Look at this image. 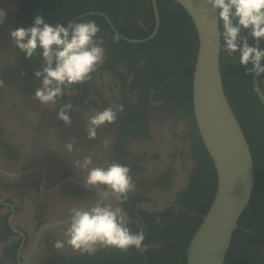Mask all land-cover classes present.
Segmentation results:
<instances>
[{"label":"flooded vegetation","instance_id":"af4514ba","mask_svg":"<svg viewBox=\"0 0 264 264\" xmlns=\"http://www.w3.org/2000/svg\"><path fill=\"white\" fill-rule=\"evenodd\" d=\"M106 1L0 0V79L5 83L0 89V264H171L182 258V251L186 258L193 223L186 215L202 217L206 209L210 180L193 113V79L191 89L189 77L179 86L164 57L162 67L157 64L154 45L117 42L104 17L88 14L107 15ZM108 5L119 24L130 27L136 21L147 29L131 0H109ZM36 15L65 25L94 20L104 41V60L92 79L66 90L74 95L65 94L56 105L33 99L40 86L34 72L42 59L39 54L25 59L10 38L11 30L32 26ZM198 45L184 42L193 70ZM68 101L73 104L70 127L56 115ZM112 104L124 106L116 122L105 123L95 139H87L89 116ZM72 137L76 142L68 153L64 145ZM105 139L110 140L107 147ZM88 155L95 166L119 162L130 167L136 188L119 206L133 232L143 229L147 251L130 248L124 253L109 247L88 255L67 244L54 248L57 239H64L70 208L116 203L102 196L103 189L85 187L86 172L72 161ZM259 205L249 208L253 227H264V206ZM257 254H264V246Z\"/></svg>","mask_w":264,"mask_h":264},{"label":"clouds","instance_id":"9594fccd","mask_svg":"<svg viewBox=\"0 0 264 264\" xmlns=\"http://www.w3.org/2000/svg\"><path fill=\"white\" fill-rule=\"evenodd\" d=\"M203 4L216 13V21L222 26L223 50L227 56L230 59L238 56L239 64L246 68L245 75L254 74L259 78L264 74V47L260 46L264 42V0H203ZM99 32L94 20L65 25L46 23L40 15L35 16L32 26L10 31L13 46L24 53L25 59L37 54L42 59L41 68L34 72L40 86L36 88L33 99L41 105H56L65 94L74 95L66 90L92 79L105 56L104 41L98 36ZM249 39L252 40L251 45ZM4 87L5 83L0 79V89ZM71 110L73 104L68 101L56 112L57 118L68 127L72 124L68 114ZM123 110L122 104H112L94 111L85 127L86 138L95 139L97 129L105 123H115ZM75 142L76 138L72 137L65 143L68 153L73 151ZM109 143L110 140L105 139L103 146L107 147ZM72 162L75 168L86 172V188L103 189L102 196H111L116 203L105 200L88 207L76 205L70 208L64 239H57L54 248L59 250L67 244L74 251L88 255L109 247L124 253L130 248L147 251L143 229L133 232L119 206L136 188L130 167L119 162H112L107 167L95 166L91 155Z\"/></svg>","mask_w":264,"mask_h":264},{"label":"water","instance_id":"95a60500","mask_svg":"<svg viewBox=\"0 0 264 264\" xmlns=\"http://www.w3.org/2000/svg\"><path fill=\"white\" fill-rule=\"evenodd\" d=\"M154 28L143 38L121 34L100 12L117 37L129 43L153 39L160 28L157 0H150ZM190 16L198 38L192 76V107L197 129L216 175L212 202L186 248V264H224L233 232L247 208L254 188V165L249 144L226 97L220 71L221 31L216 13L203 0H173ZM87 15V14H86ZM264 60H262L263 63ZM252 83L264 108L259 78Z\"/></svg>","mask_w":264,"mask_h":264},{"label":"trees","instance_id":"16d2710c","mask_svg":"<svg viewBox=\"0 0 264 264\" xmlns=\"http://www.w3.org/2000/svg\"><path fill=\"white\" fill-rule=\"evenodd\" d=\"M131 1L136 6L139 18L146 26V30L139 27L136 21H133L130 27L119 24L108 5L109 0L106 1V14L125 36L130 38L148 36L154 26V14L152 12L151 1ZM157 4L160 14V28L153 39L145 43L132 44L120 40L112 33L111 36L117 39V42H122L126 46L145 48L149 47L147 45H154L158 49L157 55L159 57L157 64L162 67L161 57H164L163 60L168 67L167 71L171 72L176 83L179 86H183L187 83L186 78L189 77L191 89L193 62L188 60L191 57L190 52L187 55L184 52V42H191V46L198 42L196 39V30L190 16L181 6L173 2V0H157ZM219 27L222 34V26L220 25ZM249 44H252L251 39H249ZM260 46L264 47V42ZM238 60V56L230 59L224 52L221 35L220 71L223 78V88L249 144L255 176L251 201L238 220V228L233 232L224 264H264V254H257V248L264 246V227L261 225L253 227V224H251L252 221H250L252 214L249 210V208L251 209L256 204L259 205V203L264 201V108L254 90L252 75H245L246 68L241 66ZM189 64L191 68L188 71ZM262 65H264V61ZM247 67H251V65ZM259 84L264 93V74L259 77ZM205 158L207 160L210 182L207 184L206 209L201 211L203 215L208 210L210 202H212L211 199L213 198L216 187V175L213 163L206 151ZM259 206H264V203ZM256 211L258 213V210ZM186 218L193 222L192 232H190L191 238L201 222V216L189 217L186 215ZM242 227L247 230H252L253 233L244 231ZM171 264H186L183 251L182 258L173 261Z\"/></svg>","mask_w":264,"mask_h":264}]
</instances>
